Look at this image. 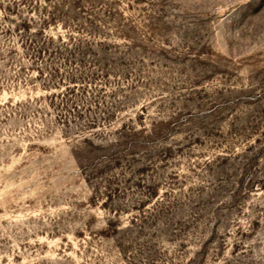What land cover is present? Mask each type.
I'll list each match as a JSON object with an SVG mask.
<instances>
[{"label": "rangeland", "instance_id": "1", "mask_svg": "<svg viewBox=\"0 0 264 264\" xmlns=\"http://www.w3.org/2000/svg\"><path fill=\"white\" fill-rule=\"evenodd\" d=\"M0 264H264V0H0Z\"/></svg>", "mask_w": 264, "mask_h": 264}]
</instances>
